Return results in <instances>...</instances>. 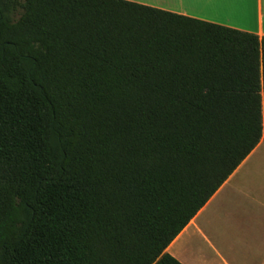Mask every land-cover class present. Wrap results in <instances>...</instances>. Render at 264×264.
<instances>
[{"label": "trees", "instance_id": "16d2710c", "mask_svg": "<svg viewBox=\"0 0 264 264\" xmlns=\"http://www.w3.org/2000/svg\"><path fill=\"white\" fill-rule=\"evenodd\" d=\"M264 141V37L123 0H0V264L166 250Z\"/></svg>", "mask_w": 264, "mask_h": 264}, {"label": "crops", "instance_id": "0c3cea01", "mask_svg": "<svg viewBox=\"0 0 264 264\" xmlns=\"http://www.w3.org/2000/svg\"><path fill=\"white\" fill-rule=\"evenodd\" d=\"M123 1L264 37V0ZM166 252L182 264H264V141Z\"/></svg>", "mask_w": 264, "mask_h": 264}, {"label": "rangeland", "instance_id": "374dc122", "mask_svg": "<svg viewBox=\"0 0 264 264\" xmlns=\"http://www.w3.org/2000/svg\"><path fill=\"white\" fill-rule=\"evenodd\" d=\"M223 230V229H222Z\"/></svg>", "mask_w": 264, "mask_h": 264}]
</instances>
